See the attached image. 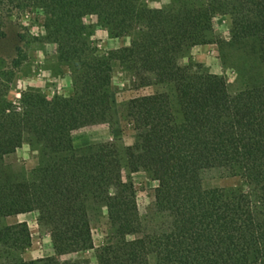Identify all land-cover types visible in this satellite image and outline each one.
<instances>
[{"label":"trees","instance_id":"1","mask_svg":"<svg viewBox=\"0 0 264 264\" xmlns=\"http://www.w3.org/2000/svg\"><path fill=\"white\" fill-rule=\"evenodd\" d=\"M28 13L41 18L34 38L57 45L73 91L49 98L27 88L12 101L0 84V221L36 211L54 251L24 259L27 222L0 224V264H90L62 257L94 248L92 219L102 210L111 236L94 249L96 264H264V0H0V36L8 18ZM88 15L127 43L98 54ZM216 15L230 19L220 43L236 70L234 90L187 54L213 42ZM115 65L132 89H171L123 103L131 145L75 147L73 130L115 120ZM23 143L37 163L13 173L3 160ZM212 169L241 186L204 187ZM123 170L157 182L145 219Z\"/></svg>","mask_w":264,"mask_h":264},{"label":"rangeland","instance_id":"2","mask_svg":"<svg viewBox=\"0 0 264 264\" xmlns=\"http://www.w3.org/2000/svg\"><path fill=\"white\" fill-rule=\"evenodd\" d=\"M150 7H161L170 0H145ZM91 25L92 40L98 54L107 50L123 46L126 38H114L104 27L97 23L95 15H88L84 19ZM230 19L228 15H216L213 18L212 43L196 45L189 49L188 55L195 61L202 63L206 69L222 76L230 90H234L236 82L235 68L227 65V46H222L220 41L229 38ZM41 18L34 13L13 15L8 18L4 27V34L0 36V84L6 85L5 97L16 101L20 92L27 89L40 90L47 97L57 95L67 96L73 91L72 78L65 64L57 58L58 48L54 43L41 41L35 36H41ZM187 58L181 60L182 64ZM1 86V85H0ZM171 85H155L132 89L127 76L115 65L112 78V98L115 110V120L112 124L101 123L95 126H85L75 129L71 133L75 147H83L95 141L114 140L121 147L133 143L134 132L131 124L122 116L123 103L135 96L150 94L156 91L170 90ZM37 163V151L28 143L7 155L3 164L13 173L22 170L29 171ZM124 179L133 182L139 215L142 219L150 213L153 206L154 188L157 185L144 171L129 173L123 170ZM204 187H238L241 180L237 176H226L219 170L212 169L203 173ZM37 212L32 211L19 216H10L2 219L0 224H11L17 221H26L31 233V244L22 253L24 259L38 257H53L54 251L48 230L36 221ZM111 236L107 223L106 211L92 219V238L94 248L63 256L64 259H88L90 264H96L95 248L106 243ZM131 238V236L129 237ZM150 264H159L154 258Z\"/></svg>","mask_w":264,"mask_h":264},{"label":"crops","instance_id":"3","mask_svg":"<svg viewBox=\"0 0 264 264\" xmlns=\"http://www.w3.org/2000/svg\"><path fill=\"white\" fill-rule=\"evenodd\" d=\"M90 126H95V125H90ZM24 214H26V213H24ZM19 215H23V214H18V215H15V216H19ZM8 218H10V217H6V219H8Z\"/></svg>","mask_w":264,"mask_h":264}]
</instances>
